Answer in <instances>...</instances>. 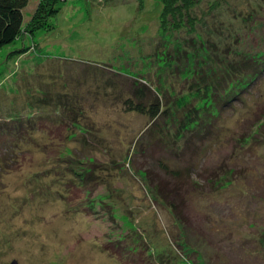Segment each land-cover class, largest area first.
<instances>
[{"label":"rangeland","instance_id":"rangeland-1","mask_svg":"<svg viewBox=\"0 0 264 264\" xmlns=\"http://www.w3.org/2000/svg\"><path fill=\"white\" fill-rule=\"evenodd\" d=\"M142 4L67 0L0 50V264H264V69L217 117L175 121L204 103L205 47L264 53V0H201L191 32ZM136 88L168 110L148 128Z\"/></svg>","mask_w":264,"mask_h":264},{"label":"trees","instance_id":"trees-1","mask_svg":"<svg viewBox=\"0 0 264 264\" xmlns=\"http://www.w3.org/2000/svg\"><path fill=\"white\" fill-rule=\"evenodd\" d=\"M67 0H40L33 20L25 27L24 11L29 3V0H0V50L16 42L21 38L25 31L33 32L39 29H50L49 20L59 11V4ZM138 7L143 6V0H137ZM162 2V10L159 15L160 25L166 28V25L172 21L174 27H180L181 22L186 19L187 24H190L189 31L193 30V18L190 15V10L196 3L201 0H160ZM169 17H171L169 19ZM186 17V18H185ZM179 45L175 49H179ZM216 48V47H214ZM209 48H204L206 57L209 58V63L195 64L192 68V81L189 84L192 96L196 100H202L204 103L200 106L189 103H184L187 106L183 116L176 119V133H180L192 124L198 127L204 123L203 113H209L210 116H216L228 105H232L237 99L241 98V92L244 89L250 88L259 74L264 69V53L263 52H247V54H236L233 59L224 58L223 60H215L210 58ZM19 50V49H17ZM217 55L216 53L214 56ZM213 56V55H212ZM203 58V57H201ZM196 59V60H197ZM218 59V58H217ZM138 101L126 100L128 107L140 113L149 115L151 122L150 127L161 114L166 113L167 107H163L161 96H153L146 103V93L143 89H134ZM184 99V98H183ZM134 100V99H133ZM130 102V103H129ZM211 107V108H210ZM211 109V110H210ZM33 117V116H31ZM209 118H207L208 120ZM206 123V122H205ZM76 124V123H75ZM199 129V128H198ZM75 136V132L72 133ZM73 155V154H72ZM71 167L76 172L74 166ZM80 177V181L85 180L80 172H76ZM89 177L91 176L88 175ZM87 176V177H88ZM86 177V178H87ZM180 255V253L178 252Z\"/></svg>","mask_w":264,"mask_h":264},{"label":"water","instance_id":"water-1","mask_svg":"<svg viewBox=\"0 0 264 264\" xmlns=\"http://www.w3.org/2000/svg\"><path fill=\"white\" fill-rule=\"evenodd\" d=\"M10 264H18L16 259L11 260Z\"/></svg>","mask_w":264,"mask_h":264}]
</instances>
